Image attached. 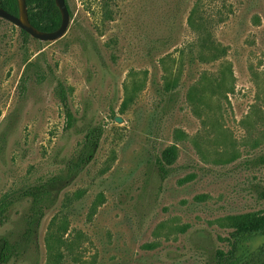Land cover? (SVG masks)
Wrapping results in <instances>:
<instances>
[{
    "label": "rangeland",
    "instance_id": "1",
    "mask_svg": "<svg viewBox=\"0 0 264 264\" xmlns=\"http://www.w3.org/2000/svg\"><path fill=\"white\" fill-rule=\"evenodd\" d=\"M66 1L54 41L0 18V199L15 198L0 237L20 238L24 189L64 172L96 130L98 145L6 264L252 257L264 236L234 247L230 233L264 214V0Z\"/></svg>",
    "mask_w": 264,
    "mask_h": 264
},
{
    "label": "trees",
    "instance_id": "2",
    "mask_svg": "<svg viewBox=\"0 0 264 264\" xmlns=\"http://www.w3.org/2000/svg\"><path fill=\"white\" fill-rule=\"evenodd\" d=\"M67 4V1H66ZM29 22L32 27L40 31H53L57 29L61 22V14L54 0H26ZM0 7L11 14L18 15L17 0H0ZM68 10L69 6L67 4ZM70 13V10H69ZM21 33L29 36L24 30ZM58 97L64 108L65 127L68 129L74 123V116L67 103V95L63 86L58 88ZM98 130L88 135L84 144V151L75 160L69 161L64 172L54 175L45 181L30 185L23 190L20 196L29 198L30 206L25 218V227L19 239L14 242L7 237H0V264H6L12 256L22 252L29 244L36 243L37 229L45 210L54 203L59 192L78 174V172L91 159L92 152L98 145ZM173 162L172 149H166L158 159L159 169L162 165ZM257 162L264 164V154L257 158ZM13 198V199H12ZM14 197L5 196L0 199V221L4 219V214L13 204ZM233 231L230 233L233 238L234 247L245 241H249L257 235L264 236V214L238 219L233 223ZM251 256V255H250ZM243 261L239 256H231L227 264H264V243L258 247L256 253Z\"/></svg>",
    "mask_w": 264,
    "mask_h": 264
},
{
    "label": "water",
    "instance_id": "3",
    "mask_svg": "<svg viewBox=\"0 0 264 264\" xmlns=\"http://www.w3.org/2000/svg\"><path fill=\"white\" fill-rule=\"evenodd\" d=\"M19 13L14 15L0 7V18H3L20 29L24 30L31 37L41 40V41H54L62 37L66 32L69 24L70 14L66 4V0H54L55 4L61 14V22L57 29L53 31H40L34 27L29 22L28 11L26 0H17Z\"/></svg>",
    "mask_w": 264,
    "mask_h": 264
}]
</instances>
